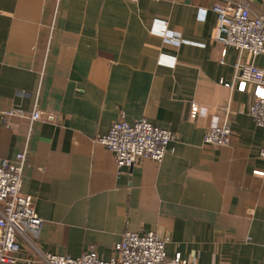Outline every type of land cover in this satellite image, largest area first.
<instances>
[{
    "label": "crops",
    "instance_id": "1",
    "mask_svg": "<svg viewBox=\"0 0 264 264\" xmlns=\"http://www.w3.org/2000/svg\"><path fill=\"white\" fill-rule=\"evenodd\" d=\"M235 1L0 0V165L28 150L39 251L109 260L125 232L156 233L189 264H264V129L248 115L254 88L224 86L238 52L214 39L213 7ZM226 107L230 144H205ZM35 108L43 121L1 118ZM143 118L174 134L170 151L118 169L96 140Z\"/></svg>",
    "mask_w": 264,
    "mask_h": 264
},
{
    "label": "built area",
    "instance_id": "2",
    "mask_svg": "<svg viewBox=\"0 0 264 264\" xmlns=\"http://www.w3.org/2000/svg\"><path fill=\"white\" fill-rule=\"evenodd\" d=\"M212 10L217 18L215 41L235 49L239 55L234 66L233 83L224 86L231 91L238 83L254 88L248 115L258 128L264 129V68L255 64L257 57L264 56V14L253 13L252 0L217 4ZM163 38L172 43H185L170 35H163ZM199 111L200 107L193 104L191 119H197ZM220 111L224 120L220 125L209 126L204 135V143L215 147L228 146L233 134L227 118L229 109L226 107ZM1 118L4 121L27 119L31 124L43 121L37 108L32 113L9 109L1 112ZM174 139L171 131L154 126L143 118L133 124L119 121L96 141L114 155L118 169H122L132 168L141 159L162 162ZM260 156L264 157V145ZM27 161L28 150L25 149L14 160L3 161L0 165V264H189L181 254L169 258L166 249L171 237L156 233L125 232L115 248V255L109 260L101 258L95 250L76 259L39 251L29 237L40 231L43 221L35 211L33 198L21 192ZM26 241L32 249L30 256L23 253Z\"/></svg>",
    "mask_w": 264,
    "mask_h": 264
},
{
    "label": "snow or ice",
    "instance_id": "3",
    "mask_svg": "<svg viewBox=\"0 0 264 264\" xmlns=\"http://www.w3.org/2000/svg\"><path fill=\"white\" fill-rule=\"evenodd\" d=\"M262 94H264V93H262Z\"/></svg>",
    "mask_w": 264,
    "mask_h": 264
}]
</instances>
